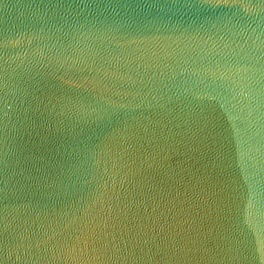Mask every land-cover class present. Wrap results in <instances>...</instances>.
I'll return each mask as SVG.
<instances>
[{"label":"water","instance_id":"1","mask_svg":"<svg viewBox=\"0 0 264 264\" xmlns=\"http://www.w3.org/2000/svg\"><path fill=\"white\" fill-rule=\"evenodd\" d=\"M0 264H264V0H0Z\"/></svg>","mask_w":264,"mask_h":264}]
</instances>
